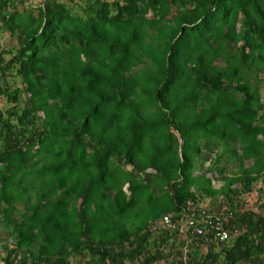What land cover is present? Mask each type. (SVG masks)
I'll list each match as a JSON object with an SVG mask.
<instances>
[{
	"label": "trees",
	"instance_id": "1",
	"mask_svg": "<svg viewBox=\"0 0 264 264\" xmlns=\"http://www.w3.org/2000/svg\"><path fill=\"white\" fill-rule=\"evenodd\" d=\"M32 1L0 0V264H264V0Z\"/></svg>",
	"mask_w": 264,
	"mask_h": 264
},
{
	"label": "rangeland",
	"instance_id": "2",
	"mask_svg": "<svg viewBox=\"0 0 264 264\" xmlns=\"http://www.w3.org/2000/svg\"><path fill=\"white\" fill-rule=\"evenodd\" d=\"M37 1H40V0H34L32 2H28L26 4V6H28V7L32 6L35 9V6L37 5ZM74 2L79 4L78 0H74ZM15 47H16V43L10 38L9 33L7 31H0V50H2V49L10 50V49H13ZM260 77L264 79V74H261ZM261 96L264 100V92L263 91H261ZM0 101H1V99H0ZM221 164H224V162H221ZM249 164L250 163H246L245 166H248ZM207 165L208 164L206 163L205 166H207ZM224 166H226L227 173H229V174L236 172L238 169L237 163H235V162H231V163L229 162V164L227 163ZM127 168L130 169L129 166ZM149 172H151V170H149ZM207 177L213 180V185L215 188H218L222 184V182L214 181L215 179L213 176H211V174H208ZM254 199H255V197H254ZM263 202H264V200H263ZM184 253H185V250H184Z\"/></svg>",
	"mask_w": 264,
	"mask_h": 264
},
{
	"label": "built area",
	"instance_id": "3",
	"mask_svg": "<svg viewBox=\"0 0 264 264\" xmlns=\"http://www.w3.org/2000/svg\"><path fill=\"white\" fill-rule=\"evenodd\" d=\"M170 222H171L170 217L166 215L158 222V224L163 225V228H165L166 226L170 224ZM188 224L190 226H193L194 225L193 220H188ZM155 229H156V226L154 225L152 227V230H155ZM209 231H213L215 234V238H217V240L220 242L226 241L228 239V233L225 230H223L222 224L218 220L215 223L210 224L208 229L206 227L195 228L194 234L195 235L207 234ZM185 253H186V250H185Z\"/></svg>",
	"mask_w": 264,
	"mask_h": 264
},
{
	"label": "crops",
	"instance_id": "4",
	"mask_svg": "<svg viewBox=\"0 0 264 264\" xmlns=\"http://www.w3.org/2000/svg\"><path fill=\"white\" fill-rule=\"evenodd\" d=\"M185 249H187V248L185 247L183 250H185Z\"/></svg>",
	"mask_w": 264,
	"mask_h": 264
}]
</instances>
